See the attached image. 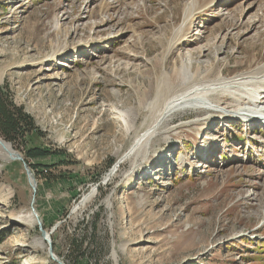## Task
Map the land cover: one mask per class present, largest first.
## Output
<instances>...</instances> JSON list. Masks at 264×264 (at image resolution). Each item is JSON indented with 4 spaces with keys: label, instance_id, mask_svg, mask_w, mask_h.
Listing matches in <instances>:
<instances>
[{
    "label": "rangeland",
    "instance_id": "obj_1",
    "mask_svg": "<svg viewBox=\"0 0 264 264\" xmlns=\"http://www.w3.org/2000/svg\"><path fill=\"white\" fill-rule=\"evenodd\" d=\"M195 4L198 30L170 50ZM190 53L227 77L263 66L264 0H0V86L39 131L10 143L36 193L23 162L0 160V264H58L31 247L43 239L32 206L63 264H264V124L229 117L234 100L175 116L146 165L104 182Z\"/></svg>",
    "mask_w": 264,
    "mask_h": 264
},
{
    "label": "bare ground",
    "instance_id": "obj_2",
    "mask_svg": "<svg viewBox=\"0 0 264 264\" xmlns=\"http://www.w3.org/2000/svg\"><path fill=\"white\" fill-rule=\"evenodd\" d=\"M197 7L198 4H195L193 8L188 7L185 10V19L178 30H176L174 39L169 43L170 50H172V46H179L178 42L181 41L184 35L196 28L198 30L200 22L198 20H192ZM202 50L201 48L198 51L202 54ZM203 55L199 56L202 58L204 57ZM215 68L213 66L211 68H201V63L197 64L193 62L190 53L181 59L180 66L174 64L171 73L168 72L161 77L157 89L155 86L156 92L154 99L147 104L148 110L146 111L150 112V119L149 122L145 124V130L140 134L135 131V138L131 146L123 154L120 161L110 169L108 174H106L104 182H108L112 179L117 173L120 165L126 161L131 162L132 165L138 163V167L142 164L146 165L145 158L149 146L152 141L160 135V128L172 122L175 116H180L179 114L187 111L216 110L217 106L220 104L216 103L214 100L228 97L237 103L235 108H231L229 117H236V119L242 118L245 119L247 123H256L259 116H264V65L232 77L225 76L223 72L217 71ZM4 72L5 71L0 70V82L4 77ZM213 97H215V99H213ZM233 113H235V115H232ZM120 116L122 117V114H120ZM203 129H207V127ZM164 139L167 141L168 138L165 137ZM16 153L17 152L13 151L10 144L4 141L0 143L1 161H14L17 157ZM155 154L157 155V153ZM29 182L31 185L35 186V181L32 179V176H30ZM6 192L7 195H5V197L10 198V191L6 190ZM95 194L96 189L93 187L74 210L85 207ZM3 203L5 202L3 201ZM31 215L30 223L36 220L34 213H31ZM45 244L47 245L46 241L41 239L40 241L33 242L31 247L33 249L44 248Z\"/></svg>",
    "mask_w": 264,
    "mask_h": 264
},
{
    "label": "trees",
    "instance_id": "obj_3",
    "mask_svg": "<svg viewBox=\"0 0 264 264\" xmlns=\"http://www.w3.org/2000/svg\"><path fill=\"white\" fill-rule=\"evenodd\" d=\"M39 132L35 126L33 118L28 115L23 108L16 107L11 102L5 86H0V139H3L13 145L26 143L33 133ZM46 156V153L40 150H31L27 152L28 158H39ZM88 243L95 241V233L91 237L84 236ZM83 239H73L70 242L72 253L77 251L80 258L86 259L81 253Z\"/></svg>",
    "mask_w": 264,
    "mask_h": 264
},
{
    "label": "water",
    "instance_id": "obj_4",
    "mask_svg": "<svg viewBox=\"0 0 264 264\" xmlns=\"http://www.w3.org/2000/svg\"><path fill=\"white\" fill-rule=\"evenodd\" d=\"M2 141H3V140L0 139V143H2ZM4 142H6V141H4ZM6 143H8V142H6ZM8 144H10V143H8ZM10 145H11V144H10ZM11 146H12V145H11ZM16 156H17V157L14 159V161L18 160V161L23 162V163H24L25 170H26L27 175H28V178L30 179V176H32V179L34 180V177H33L32 173H31L29 167L27 166V164H26L25 161H24V158H23L19 153H16ZM34 181H35V180H34ZM36 185H37L36 182H35V186L31 185L32 188H33L34 193H36V187H37ZM32 203H34V201H33ZM31 209H32V211L34 212V214H35V216H36V219H37V225H38V229H39L40 232H41V236H42L43 240L46 241V243H47V245H48V255H49V257H50L52 260L58 262V264H63V262H62L58 257H56V255H55V253H54V251H53V247H52V242H51L50 234H49V233H46V231H44V228H43V225H42V220L39 218V216H38V214L36 213L35 208H34L33 206H32ZM56 227H57V226H56ZM56 227L54 228V230L56 229Z\"/></svg>",
    "mask_w": 264,
    "mask_h": 264
}]
</instances>
